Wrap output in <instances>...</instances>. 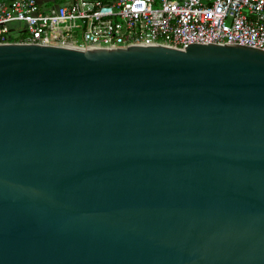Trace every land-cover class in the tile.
I'll return each instance as SVG.
<instances>
[{
    "label": "water",
    "instance_id": "95a60500",
    "mask_svg": "<svg viewBox=\"0 0 264 264\" xmlns=\"http://www.w3.org/2000/svg\"><path fill=\"white\" fill-rule=\"evenodd\" d=\"M0 264H264V50L0 43Z\"/></svg>",
    "mask_w": 264,
    "mask_h": 264
},
{
    "label": "built area",
    "instance_id": "2783aa9c",
    "mask_svg": "<svg viewBox=\"0 0 264 264\" xmlns=\"http://www.w3.org/2000/svg\"><path fill=\"white\" fill-rule=\"evenodd\" d=\"M0 0V43L78 48L238 44L264 50V0ZM22 24V31L15 25Z\"/></svg>",
    "mask_w": 264,
    "mask_h": 264
},
{
    "label": "rangeland",
    "instance_id": "374dc122",
    "mask_svg": "<svg viewBox=\"0 0 264 264\" xmlns=\"http://www.w3.org/2000/svg\"><path fill=\"white\" fill-rule=\"evenodd\" d=\"M62 2H64V0L41 1V2L39 3V5H40V7H42V8H46V7H48V6H57V5L61 4ZM22 26H23L22 24H20V25H15V26L13 27V30L21 32V31H22Z\"/></svg>",
    "mask_w": 264,
    "mask_h": 264
},
{
    "label": "crops",
    "instance_id": "0c3cea01",
    "mask_svg": "<svg viewBox=\"0 0 264 264\" xmlns=\"http://www.w3.org/2000/svg\"><path fill=\"white\" fill-rule=\"evenodd\" d=\"M38 1H53V0H38ZM70 2V0H64V2H62L61 4H67V3H69ZM48 7H51V6H48Z\"/></svg>",
    "mask_w": 264,
    "mask_h": 264
}]
</instances>
